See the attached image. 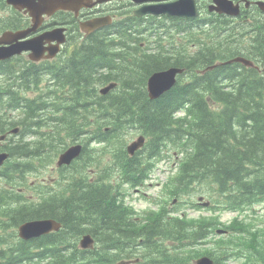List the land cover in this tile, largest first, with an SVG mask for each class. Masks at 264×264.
I'll use <instances>...</instances> for the list:
<instances>
[{
	"label": "trees",
	"instance_id": "trees-1",
	"mask_svg": "<svg viewBox=\"0 0 264 264\" xmlns=\"http://www.w3.org/2000/svg\"><path fill=\"white\" fill-rule=\"evenodd\" d=\"M197 1L200 16L131 14L112 26L118 39L109 37L112 28L99 30L70 62L47 65V85L34 97L26 91L43 81V65L20 64L18 78L3 65L0 135L20 130L0 144L10 153L0 168V264H194L201 255L215 264L240 256L264 264V210L256 209L264 206V12L253 5L249 16L234 20L208 11L210 0ZM7 7L0 0V9ZM10 26L0 16V32ZM173 27L189 33L186 44L161 41L159 29L166 34ZM237 55L259 68L234 62L207 69ZM170 66L186 74L150 100L149 76ZM112 79L120 85L101 94L100 86ZM135 132L147 142L130 156L126 145ZM77 142L83 152L59 168L56 188L28 198L29 174L43 173ZM172 150L180 158L169 177L170 202L137 214L125 202V186L144 184L155 162ZM199 192L208 194L212 212L196 218L181 206L198 210L199 203L185 196ZM223 212L236 216L227 223ZM38 218H54L62 227L20 238L17 227ZM221 226L229 235L216 234ZM85 233L95 237L94 248L80 246Z\"/></svg>",
	"mask_w": 264,
	"mask_h": 264
},
{
	"label": "water",
	"instance_id": "water-1",
	"mask_svg": "<svg viewBox=\"0 0 264 264\" xmlns=\"http://www.w3.org/2000/svg\"><path fill=\"white\" fill-rule=\"evenodd\" d=\"M9 4L18 9H24L33 18V26L28 29L19 31H5L0 36V60L10 58L13 55L21 53L23 50L31 49V58L39 59L40 55L46 50L43 47L44 40L49 42L57 39V44L48 48L49 56L55 55L59 51L60 43L64 42L65 28H55L40 36L32 39H24L32 31L36 30L43 22L45 14L51 15L57 10H74L78 12L82 6H92L101 0H6ZM94 1V2H93ZM137 4H142L138 7L134 14L142 16L146 14H169L181 17H195L199 14L197 0H133ZM257 5L264 11V0H256ZM250 4V0H246V5ZM210 10H215L219 13H224L230 16H238L241 13L240 2L234 0H211ZM111 21L105 17L96 18L94 20L84 22L83 29L92 31L96 28L109 24ZM241 62L244 65L256 66L255 63L244 56H237L228 62ZM184 71L181 67H171L167 70L154 72L148 80V91L150 97H159L167 90L173 87L177 82V75ZM117 82H112L101 89L102 93H107L114 87ZM17 130V128L15 129ZM145 138L141 135L137 140H134L128 150L133 155L144 144ZM83 145L76 143L64 150L58 158V165H69L82 152ZM8 152H0V166H2L9 157ZM206 202L205 205H208ZM61 222L54 218L32 219L21 223L18 227L19 235L24 239H30L43 234H47L54 230H59ZM218 232H225L219 229ZM82 247H93L95 239L90 234H84L81 239ZM195 264H214V260L209 256L198 258Z\"/></svg>",
	"mask_w": 264,
	"mask_h": 264
},
{
	"label": "flooded vegetation",
	"instance_id": "flooded-vegetation-1",
	"mask_svg": "<svg viewBox=\"0 0 264 264\" xmlns=\"http://www.w3.org/2000/svg\"><path fill=\"white\" fill-rule=\"evenodd\" d=\"M94 2V1H93ZM255 2V1H254ZM250 2L248 7L242 6V13L246 14V16H249L247 13L248 10L255 5V3ZM142 4H137L133 0H101L100 2H97L96 4L92 6H82L78 10V12H75L74 10H58L54 12L52 15L45 14L43 16L44 20L40 24V26L32 31L26 39H32L40 36L41 34H44L52 29L57 28V26H61L65 28L66 30V41L64 42L62 49L55 54L54 56H49L50 51L45 50L43 53V56L39 60H34L31 58V52H21L20 54H16L10 58H6L4 60H0V75L2 76V80L0 82L3 84H6V74H4L3 65L5 63H9L11 65V72L14 70L15 77H19L20 67L19 65L22 63H26L28 65H43V69L41 72V77L43 78V81L41 83H38L36 87L35 85H31V89L27 90V97H34L41 93L40 89L43 88V86L47 85V81L49 79V69H45L48 64L52 61H59V59L63 60H70L74 55L78 54L76 53L79 48L89 42V40L92 39V36L98 32L101 29H104L105 27H109L113 29V25H115L118 21L123 22L125 20L124 18L128 15H134V11L140 7ZM9 6V5H8ZM202 7V6H200ZM246 7V8H245ZM60 13H63V15H59ZM66 13H69V16L66 17ZM0 16L5 17L6 20L10 21V28L7 30H23V28L26 27H32L33 26V18L30 16L29 13H26L24 9H17L13 8L12 6H9L6 8V11H2L0 9ZM23 20V24L20 25V18ZM105 17L106 19H109L111 21L110 25H106L97 29L92 30L91 32H85L83 30V23L88 22L91 20H94L96 18ZM118 28L115 27L112 30V34L109 35V37H113L115 39L117 37V31ZM3 31L0 32L2 34ZM52 43L56 42H49L47 40H44L45 46H49ZM78 45V46H77ZM129 51H125V53H128ZM128 56L127 54H124ZM32 68V67H28ZM113 80V79H112ZM113 81L117 82V86L120 85V82L115 79ZM105 86V85H103ZM103 86H101L99 89H101ZM116 86V87H117ZM14 87H18V81L15 83ZM64 100L65 96L63 95ZM9 137H5L4 139H0V144H3L7 142V139ZM46 171H49V166L44 169V173ZM58 174V173H57ZM49 179V180H48ZM56 177L50 176L49 178H46L45 176L42 179L43 187L40 189V186H38L39 183L37 181H31V187L32 190H35L36 192L28 194V198H37L40 195H45L50 193V187L51 189H55L56 185L52 184L51 181H56ZM50 186V187H49ZM43 191V194H41L40 191Z\"/></svg>",
	"mask_w": 264,
	"mask_h": 264
},
{
	"label": "rangeland",
	"instance_id": "rangeland-1",
	"mask_svg": "<svg viewBox=\"0 0 264 264\" xmlns=\"http://www.w3.org/2000/svg\"><path fill=\"white\" fill-rule=\"evenodd\" d=\"M175 33L174 30H171L168 33V37ZM166 36V35H165ZM175 36L178 37V41L183 40L186 36L185 34H176ZM167 37V36H166ZM167 39V38H166ZM139 133H134L129 137L130 143L133 139H136ZM172 154H170L169 157H167L165 160L156 161L153 171L150 174V177L144 182V184L139 186H133V185H127L125 186V202L130 204L134 209L135 212L139 215H145L153 210H157L159 205L164 202V200L169 199L168 202H170V193L168 191L170 181L169 177L171 174H174L176 172V167L178 164V160L180 158V155L175 150H172ZM175 152V153H174ZM53 163L49 166V171H46V173H37V174H29V180L30 181H42L43 177L49 178L50 176H56L57 175V157H54ZM49 180V179H48ZM36 192L35 190L29 189L28 193ZM200 196H205L204 198ZM185 199L188 201L196 202L200 204V208L198 210H195L193 208H189L190 204H184L181 206L183 211H190L191 216L198 218L199 214H205L209 216L211 214V210H206V206L204 203H206L209 200L208 194L203 192L194 193L190 196H185ZM159 203V205H158ZM172 206V205H170ZM188 207V208H186ZM180 208V209H181ZM256 209L259 213H261L264 210V206H256ZM236 216V213L231 212H223L221 213L222 220L229 223L233 220V218ZM241 217V216H240ZM223 230H226L227 232L223 234H228L229 230L225 228L224 226H221ZM222 232H217V235H220ZM229 235V234H228ZM243 254V252H242ZM241 254V255H242ZM240 254L237 256L239 257ZM243 257V256H242ZM240 256L239 259H235L233 261H230L231 264H250L247 263L246 257L242 258ZM257 259V258H256ZM258 258L257 260H259Z\"/></svg>",
	"mask_w": 264,
	"mask_h": 264
},
{
	"label": "bare ground",
	"instance_id": "bare-ground-1",
	"mask_svg": "<svg viewBox=\"0 0 264 264\" xmlns=\"http://www.w3.org/2000/svg\"><path fill=\"white\" fill-rule=\"evenodd\" d=\"M258 10V9H257ZM212 16V15H211ZM20 18V17H19ZM20 25H22L23 24V20L20 18V23H19ZM31 27V26H30ZM30 27H26V28H23V29H28V28H30ZM57 28H62L61 26L59 27V26H57ZM164 30H165V28H162V29H159V32H162L161 34H163L164 35ZM135 37V36H134ZM64 38H65V40H64V42L66 41V35H64ZM25 40H26V37L24 38ZM133 39V38H132ZM30 40V39H29ZM47 41H49V40H47ZM135 41V40H134ZM51 42H56V43H52L51 45H49V46H45V44L43 43V47H45L46 48V50H49L48 48H50L51 46H53V45H55V44H57V39H54L53 41H51ZM64 42H62V43H60V48H59V51L62 49V46H63V44H64ZM130 42V41H129ZM141 45L142 46H144V43H141ZM78 46V45H77ZM32 52L31 51V49H27V50H23L22 52ZM50 51V50H49ZM58 51V52H59ZM45 52V51H44ZM43 52V53H44ZM43 53L40 55V58L43 56ZM54 56V55H53ZM39 58V59H40ZM39 59H34V60H39ZM68 62H70L69 60H68ZM168 68H165V69H163V70H167ZM151 76V75H150ZM149 76V77H150ZM101 86H103V85H101ZM148 91V90H147ZM148 96H149V93H148ZM149 99L150 100H155V99H157V97L155 98V97H150L149 96ZM45 116V115H44ZM38 219H40V218H38ZM62 225V224H61ZM91 234V233H90ZM92 235V234H91ZM93 236V235H92ZM94 237V236H93ZM94 239H95V237H94ZM96 240V239H95ZM83 249H89V248H87V247H83ZM215 264V263H214Z\"/></svg>",
	"mask_w": 264,
	"mask_h": 264
}]
</instances>
